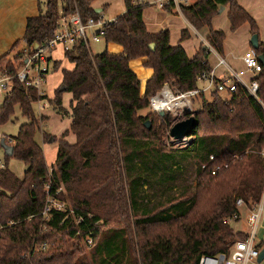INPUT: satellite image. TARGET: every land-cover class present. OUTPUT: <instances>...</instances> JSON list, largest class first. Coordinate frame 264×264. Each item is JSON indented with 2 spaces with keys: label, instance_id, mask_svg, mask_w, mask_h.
<instances>
[{
  "label": "trees",
  "instance_id": "1",
  "mask_svg": "<svg viewBox=\"0 0 264 264\" xmlns=\"http://www.w3.org/2000/svg\"><path fill=\"white\" fill-rule=\"evenodd\" d=\"M94 1L61 0L63 5L59 10V0H47L45 14L40 4V15L27 20L21 41L27 56L34 53L36 45L42 46L54 38L61 18L77 11L84 22L101 17L102 14L92 8ZM134 2L124 0L125 13L105 27V43L121 46V54L106 51L93 55L82 39L65 52V59L75 66L72 71H62V86L73 97L69 115L71 132L77 142L71 145L60 140L57 167L51 170L43 148L36 142L39 121L33 108L46 98L39 97L35 88H25L17 80L18 69L26 62L23 52L14 59L11 52L0 58V73H9L13 78L11 92L0 108V126L12 120L17 108L28 120L20 127L17 137L12 138L14 154L5 156L6 168L0 170V264H79L80 250L76 244L94 233L96 245L103 228L119 225L126 211L133 214L139 188L147 186L138 166L147 167L146 161L141 159L144 156L136 152L124 157L120 154L123 145L136 143L137 149L142 142L160 144V133H166L173 125L167 114L160 117L149 112L142 117L139 113L149 109L150 98L164 84L170 82L177 90L187 92L199 88L198 78L211 72L210 53L204 46L194 59H189L181 45H171L169 31L152 34L147 30L143 19L147 7L135 6ZM221 8H229L231 32L248 24L252 36L260 35L256 21L237 0H198L189 8H183L182 14L197 31L209 30L207 42L222 56L226 35L213 29V20L221 14ZM166 13L170 14L171 9ZM189 37L184 30L181 42ZM19 48L20 41L12 52ZM256 53L264 57V42L260 36ZM140 58L146 59L145 68L154 71L144 96L141 81L130 68V62ZM61 65L55 62L53 70L58 71ZM256 79L260 85L257 100L241 86L229 96L214 91L211 102L201 95L202 108L184 118L194 117L197 122L191 146L197 148L196 151L208 150L209 155L199 167L194 193L177 201L180 208L186 205L182 212L162 220L135 222L138 246L131 250L136 264H198L202 256L228 255L238 241L246 239L247 233L236 232L232 223L240 222L238 199L253 208L264 197V65ZM62 94L57 90L55 99L50 102L65 113ZM47 120L41 118L43 122ZM149 121L152 123L150 131L145 127ZM156 122L158 128H154ZM106 156L105 173L93 177L83 174L98 167ZM211 156L214 161H210ZM11 159L27 166L22 179L10 170ZM128 166L132 168L130 173ZM216 169L218 172L213 175ZM48 180L52 183L53 195L62 184L66 187L73 209L84 218L82 223L78 224L66 214L53 213L48 221L44 219L42 213L47 198L44 187ZM83 184H87L88 189L82 188ZM108 201L117 204L111 206ZM172 205L176 204L171 202L170 207ZM107 207L113 215L108 210L104 215L101 213L102 208ZM133 216L136 221L138 217ZM126 237L124 229L115 231L98 248L107 258L121 264L122 256L130 250ZM42 245L49 248L38 249Z\"/></svg>",
  "mask_w": 264,
  "mask_h": 264
},
{
  "label": "rangeland",
  "instance_id": "2",
  "mask_svg": "<svg viewBox=\"0 0 264 264\" xmlns=\"http://www.w3.org/2000/svg\"><path fill=\"white\" fill-rule=\"evenodd\" d=\"M196 2L197 0H191V4H195ZM46 3L47 0H41L40 4L43 14H45L46 12ZM108 3H110L111 5L107 10H105L102 17H104L106 21H113L115 20L114 15L117 14L121 9H123L122 0H108ZM62 5L63 4L61 0H59V10H61ZM155 9L159 11V9ZM213 26L225 31L229 29L230 23L228 19L224 17V15H219V17L217 16L216 18H214ZM96 31V29L93 31H88L90 50L93 55L103 54L104 52L108 51V48L110 49V46L107 45L104 40H102L100 43H95L92 40V35L93 33H96ZM171 41L173 40L171 39ZM23 46V42H20V47L24 48ZM23 51L21 50L19 52L18 50H16V54L22 53ZM55 56L54 58L57 57ZM17 67L19 68V66ZM51 69L52 72L48 76L47 84L41 90H37L38 96L46 99L43 101H39L38 103L33 105L35 115L37 116V119L39 121V131L36 134V142L45 151L44 153L47 155V161H53L51 164L47 162L49 169L57 167V158L55 157L57 151H59V142L61 140V135H63L61 133L68 127L69 119H71L69 110L71 102L73 100L72 94L68 92H64L62 94V106L65 110V113L57 110L55 105L50 102L55 99V92L57 90H60L61 86L63 85V82H61L62 72H58L60 69L56 72L53 70V66L51 67ZM20 70L21 69H18V72H20ZM169 84L174 87L172 83L169 82ZM205 98L209 102L212 101L210 93L205 94ZM4 99L5 97L0 98V108L3 104ZM202 105L203 100L197 98L194 103L195 111L201 109ZM149 112H151L150 108L141 111L139 115L142 117H146ZM167 116H170V123L173 122V125L171 127H168L166 133H160V144L142 142V145L138 146V148L136 149V143H133V145H123V151L120 152V154L124 157L134 155L136 154V152L138 154H142L144 157H141V159L143 161H146L147 163V167L142 164L138 165L139 169L142 170V177L144 178L147 186L139 188V198L137 199V204H133V202H131V205L133 204V208H135L133 209V214L138 218L135 221V218H133V214L131 215L130 211H126L124 215L121 216V223L119 225L111 224L102 229L99 239L94 248H87L82 240L80 243H77L76 246L80 250V253L77 256L79 264H117L115 261L107 258L106 254L104 252H101V248L99 249L98 246L103 245L105 240H108L115 231H119L122 229L127 232L128 238H126L129 243L128 248H130V250L128 253H126V255L122 256L121 264H136L135 257L132 255L131 250V248H137L138 246V229H136L137 225L135 222H147L153 219L162 220L169 215H173L172 217H175L174 215H178L179 212H182V210L186 208V205H184L183 208H180V204H178L177 201L181 199L183 200L187 196H190L194 193L197 185V174L199 171V167L209 155V151L204 149H202L203 151L201 149L200 151H196L197 148L193 147V145L191 146L192 138L189 139L190 142L187 144L182 145L174 143L170 138V131L177 123V121L180 122L183 121V119L177 120L171 115ZM43 117L48 118V120L44 122L41 121V118ZM26 123H28V120L22 116L20 109L17 108L16 115L12 118V120L7 125L0 126V135L2 136V139L5 138L9 145L13 146L14 143L10 144V139L17 137L20 127ZM158 126L159 123L156 122V124H154V128H158ZM51 140H53V142H51ZM5 156L6 154L1 148L0 141V160L6 162ZM107 158L108 156L104 157V161L100 162L98 167L91 170H86L83 172V174H86L88 177H93L95 174L102 175L108 169V165L105 164ZM142 160L136 161L137 163H139L143 162ZM9 168L20 179L23 178L27 170V166L24 163L15 159H11L9 161ZM130 169L132 168L128 166L127 170L129 173ZM133 174H136V172L134 171ZM130 181L132 183L131 179ZM81 187L88 189L87 184H83V186ZM58 197V199L66 202L68 206L72 207L73 203L71 200V196L67 192L66 187L63 184L61 185L60 194ZM171 202H174V204L176 205H172L173 207H170ZM108 203L113 206L112 204H115L116 202L108 201ZM108 209V207L107 209L102 208L101 211L98 208V210L101 211L103 215L104 212ZM108 211L112 215L114 214L113 211ZM239 211L240 222L232 223V226L236 232L242 231L247 233L246 217L249 213V209L243 208ZM262 226H264V202ZM257 244H262V246H260L262 247V252L264 250V234L262 230L259 232ZM251 264L259 263L257 261ZM261 264H264V261Z\"/></svg>",
  "mask_w": 264,
  "mask_h": 264
},
{
  "label": "built area",
  "instance_id": "3",
  "mask_svg": "<svg viewBox=\"0 0 264 264\" xmlns=\"http://www.w3.org/2000/svg\"><path fill=\"white\" fill-rule=\"evenodd\" d=\"M198 1V0H197ZM135 6L157 8L161 11L171 9V13H178L183 16L182 9L189 8L194 5L191 4V0H135ZM114 21V20H113ZM113 21H106L104 17L98 19L90 18L86 22L83 21L80 13L77 11L74 15L61 18L57 24L58 29L54 38L47 40L42 46L38 45V48L30 56H27V51L23 52L26 56L25 65L18 72L16 78L25 88H35L41 90L46 84L49 74L51 73V59L50 54L53 50L61 48L63 52L71 50L78 39H82L86 46L90 50V41L88 38V31L97 30L93 33L92 40L95 43H100L104 40L105 27ZM194 33H198L196 29L192 27ZM209 53H217L216 50L205 41L203 45ZM242 62L244 68L239 71L232 70L226 60L219 56L218 66L226 69L227 75L218 79L214 71L203 73L198 78L199 88L190 90L187 92H181L175 89L171 84L166 83L163 87L150 98V110L152 113L160 116V114L171 115L177 120H182L188 113L194 112V103L197 98L207 93L214 91L219 92L224 96L233 95L238 86H241L246 92L258 99V92L260 89L257 76L262 71V64L259 60V56L256 51L251 49L247 51L243 57ZM246 74L252 76L251 80L245 81ZM12 76L9 73H0V98L6 97L12 89ZM5 139V138H3ZM0 135V141L3 140ZM190 138H186L181 141H175L177 144H187L190 142ZM6 143L9 145L7 140ZM12 138L10 144H13ZM10 146V145H9ZM264 156V150L262 152ZM214 156L210 157V161H214ZM6 168L5 162L0 160V170ZM206 169V166H203ZM51 170V169H50ZM218 170L213 171V175H216ZM49 181V180H48ZM52 183L49 181L45 184V192L47 195L45 207L42 216L45 220H49L53 213L66 214L67 217H72L78 224L84 221V218L77 215L75 210L68 206V204L58 199L60 190L55 195L51 194ZM263 202L255 205L253 208H248L242 199H238L236 206L239 210L248 208L249 213L246 217L247 225V237L244 241H238L233 248H231L228 255L220 254L218 256H202L198 264H251L258 261L261 255L260 244H257L259 232L262 230L264 234L263 223ZM91 216L89 215V218ZM83 243L87 248H94L95 235L89 233L83 239ZM49 246L42 245L41 250H47Z\"/></svg>",
  "mask_w": 264,
  "mask_h": 264
},
{
  "label": "crops",
  "instance_id": "4",
  "mask_svg": "<svg viewBox=\"0 0 264 264\" xmlns=\"http://www.w3.org/2000/svg\"><path fill=\"white\" fill-rule=\"evenodd\" d=\"M237 2L256 21L260 30V40L264 42V0H237ZM40 3L41 0H0V58L10 52L11 58H15L18 55L16 54V50L12 52V49L17 42H21L23 40L26 32L27 20L40 15ZM122 4L123 9L114 15V19H117L125 13L126 7L124 0H122ZM110 5L111 4L108 3V0H97L92 3V8L94 10H99L100 14L103 15L105 12L104 7H106L107 10ZM228 14L229 8H224V11L220 15H224V17L228 19ZM143 19L147 30L152 34H158L164 30L169 31L171 39L173 40L171 41V45H181L186 51L189 59H194L196 57L203 43L207 41L209 37L208 29H203L197 34L194 33L192 26L188 23L184 16L176 12L168 14L164 11H158L155 8H147L144 10ZM213 29L223 32L226 35L224 53L222 57L226 60L228 66L234 71L242 70L244 68L242 57L247 51L252 49L250 44L252 38L250 25L246 24L234 33L231 32V24L229 29L225 31L215 28L214 26ZM184 30L189 33L190 37L186 41L181 42V33ZM108 45L110 46L108 51L111 54L119 55L123 52V48L119 45ZM23 47L24 48L20 47L17 50L19 52L24 50L23 52H25V45ZM64 55L65 53L61 48L53 50L50 54L52 62L51 66H53L55 62H61L62 64L58 72H62L64 69L72 71L75 68L73 64L65 59ZM54 56L56 58H54ZM219 56L221 55L218 52L210 53L208 62L218 79H221L227 75V72L225 68L218 66ZM145 62L146 59L144 58L136 59L130 62V68L141 81L142 96L145 94L148 80H150L154 75V71L152 69L144 67ZM61 76V82H63V75ZM251 78L252 76L250 74H246L244 80L249 81ZM69 111L71 114V105ZM71 125L72 119H69V125L61 133L63 134L61 135V139H64L69 144L74 145L77 142V138L71 132ZM64 135H66V137H64ZM57 155L58 151L55 158H57ZM45 156L47 157L46 154ZM52 162L48 163L51 164Z\"/></svg>",
  "mask_w": 264,
  "mask_h": 264
},
{
  "label": "water",
  "instance_id": "5",
  "mask_svg": "<svg viewBox=\"0 0 264 264\" xmlns=\"http://www.w3.org/2000/svg\"><path fill=\"white\" fill-rule=\"evenodd\" d=\"M224 11V8H221L220 13H222ZM96 13L99 14L100 11L96 10ZM250 44L252 46L253 50H258L259 49V36L258 35H253L250 41ZM38 48V45L35 46V50ZM151 49L154 50L155 46L152 45ZM259 60L261 62L262 65H264V57L263 56H259ZM61 93L66 92V87L62 86L60 88ZM189 114V113H188ZM164 114H160V117H164ZM196 119L194 117H190L187 118L183 121H180L178 123H176L173 128L170 131V138L175 140V141H181L184 140L186 138H192V133L194 128L196 127ZM145 127L147 128V130H151L152 129V123L149 121L147 123H145ZM51 142H53V140H51ZM1 148L4 150L5 154L8 157H12L14 154V148L12 146H9L5 139H3L1 141ZM264 261V250L261 252V255L258 259V263L261 264Z\"/></svg>",
  "mask_w": 264,
  "mask_h": 264
}]
</instances>
